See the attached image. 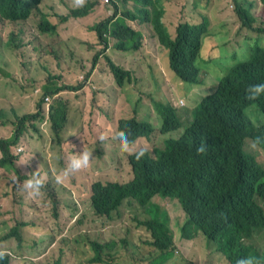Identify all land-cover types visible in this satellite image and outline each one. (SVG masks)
Wrapping results in <instances>:
<instances>
[{
    "label": "trees",
    "instance_id": "trees-1",
    "mask_svg": "<svg viewBox=\"0 0 264 264\" xmlns=\"http://www.w3.org/2000/svg\"><path fill=\"white\" fill-rule=\"evenodd\" d=\"M149 1L155 14L176 27L180 38L179 41L170 40L169 26L163 29L164 22H160L158 30L162 31L156 39L148 41V44L158 41L155 55L160 57V64L149 75H142L140 71L142 53L145 55L147 50L127 55L128 47L134 43L128 39L132 30L131 13L108 11L106 6H98L100 0H86L85 4L77 3L70 10L65 4L73 1H64L67 12L59 11L58 26L62 25L60 29L64 31L78 29L80 17L85 20L95 9L104 7L108 11L105 17L90 23L99 35L96 44L88 49L91 68L78 70L85 79H91L92 75L100 72L108 80L104 98L100 97L98 90L91 88L90 99L80 105L85 131L103 147L90 159L87 167L92 171L90 181L64 176L63 170L72 154L60 160L54 143L42 138L46 114L42 111L44 105L41 101H45L46 90L54 84L51 76L60 67L64 54L52 44L41 45L36 54L13 46L21 51V64L14 66L16 82L21 86L5 82L0 91L1 98L11 104L30 96L38 99L33 100L37 109L33 113L15 114L13 110L20 104H13L11 113L14 118L6 119L0 108V173L10 175L1 181L9 179L14 185L5 183L0 186V240L16 235L21 241L29 239L17 231L23 224L19 217L26 218L30 214L29 194L23 188V181L33 172H39L45 181L43 193L47 201H51L53 195V191L48 189V181L55 191L56 188L69 192L77 189L84 199L91 200L97 211L116 206L133 208L141 204L142 211L147 214L155 201L165 200L166 205L161 212L168 220L158 216L141 219L135 213H128L120 224L124 235L107 244L106 248H96L93 264H121L119 258L112 256V248L132 242L139 244L150 232L161 233L165 240L175 236L184 253L175 254L169 262L151 261L148 264H237L240 258H248L252 264H264V209L259 204V200L264 199V168L260 167L232 182L234 195L230 202L218 209L220 218L211 219L209 214L217 198L213 194L214 184L227 183L222 174L237 173L251 161L264 166V93L255 99H249L246 94L249 85L264 83V0H226L224 10L233 6L238 18L244 22L241 26H233L230 31L223 29L224 23L217 22L218 16L212 12V0H188L199 9L200 20L174 15L170 6L172 0ZM177 2L183 8L187 6L182 4L184 0ZM47 6L48 10L30 9L24 3L15 9V13L52 30L58 23V11L54 5ZM254 6L255 13L252 11ZM203 31L208 32L202 35ZM0 32V37L10 39L11 44L18 37L17 32L7 30L2 14ZM233 33L247 37L246 54L239 60L242 54L235 53L231 56L234 62L228 65L223 63L224 50L233 40ZM189 50L196 53V58ZM12 58L14 61L13 55ZM43 64L49 66L50 74L39 72ZM201 64L210 67L206 73L212 79H215L213 71L226 67L222 79L218 78L219 88L201 102L196 101V111L201 114L205 125L221 123L239 130L233 148L224 155L218 151L210 152L208 148L203 153L180 151L191 146L187 135L179 138L177 133L176 138H171L155 121L158 112L151 104L160 107L162 101L169 100L177 85L185 82L196 68L200 69ZM83 85V81L78 80L74 86L67 87L77 89ZM72 101L68 99L58 105V99L51 110L58 111ZM68 117L73 118L74 115L69 112ZM120 133L129 136L134 142L132 147L146 149L140 159L121 152L119 145L113 143V137ZM58 176L61 177L59 182ZM16 187L22 190L16 192ZM7 193L8 198L2 206ZM208 198L210 200L206 202ZM241 214H252L259 221L246 226L232 219ZM85 216L79 221L82 225ZM31 225H36L35 219ZM192 236L193 241L190 242ZM40 241V237L33 239V245L40 246ZM162 248L159 245L151 257L158 255ZM16 261L17 264L57 263L56 259L43 262L12 257L5 258L0 264H14ZM82 264L89 263L84 260Z\"/></svg>",
    "mask_w": 264,
    "mask_h": 264
},
{
    "label": "clouds",
    "instance_id": "clouds-1",
    "mask_svg": "<svg viewBox=\"0 0 264 264\" xmlns=\"http://www.w3.org/2000/svg\"><path fill=\"white\" fill-rule=\"evenodd\" d=\"M32 1L35 2V5H32ZM42 1L54 6L57 4L59 11L63 13L67 12L63 3L68 0H20V2L19 0H0V14L4 17L7 30L18 33V37L12 41V46H17L20 50L27 53L24 39L30 35H34L39 39L41 45L52 44L64 54L65 57L60 67L52 73L51 78L54 80H51V82L54 84L46 90L47 95L45 101L48 102V104L44 105L42 110L44 114H46L42 126V138L43 140L48 139L54 143V149L60 157V160H64L72 154L68 159L66 168L63 170L64 176L72 175L77 179L90 181L92 178V171L91 168H87L90 159L103 147L99 141L92 139L89 133L85 131L80 105L90 99L91 88L98 90L100 97L104 98L108 80L102 73L98 72L107 82L106 86L100 89L93 84L94 75H92L91 79H85L84 74H78V70H89L91 68L92 62L88 54V49L96 44L99 35L96 30L90 27V23H87L82 17H80L78 29L64 31L60 29L62 25H59L52 30H47L44 27H40L36 20H26L15 13V9L19 8L21 4L24 3L29 6L30 9L41 8L43 10L44 7L40 6ZM128 1L130 0H100L98 6L104 5L108 11H126L131 13V9L126 6ZM83 2L84 0H77L79 4H83ZM189 4L191 3H188L187 6ZM136 5L139 6V10L134 14L133 21L135 24H130L132 30L128 35V39L134 40V43L132 46L128 47L127 55L142 53L141 46L143 44V39L140 38V35L146 34L148 41L156 39L162 31L161 29L158 30L160 22H164L162 25L163 29L165 26H169L171 30L169 39L172 41H179L180 38L176 31V27L165 18L161 19L158 13L155 14L154 7L149 0H142L141 4ZM191 5L194 7L193 4ZM187 6L184 7V9H186ZM217 7L218 6L214 4L212 12L218 16L217 22L221 21L224 23V30L230 31L233 26H241L244 24V22L238 18L237 10H235L233 6L228 10H224V5L222 6L224 13H229L231 17L236 16L232 22H224L222 16L216 12ZM171 9L174 15L181 17L173 10L172 6ZM194 9L197 10L200 15L199 9L195 7ZM254 9H256L255 6L252 8V11ZM192 19L200 20L201 15L198 19ZM228 26L229 29H226ZM150 30H156L158 34H154ZM205 32L208 31H203L202 35ZM241 36L246 38L244 44L240 43ZM246 43L247 37L245 35H236L233 33V40L224 50L225 58L223 59V63L231 65L234 62L231 56L235 53L242 54L239 60L244 58L246 54ZM33 45L37 46L35 41H33ZM239 45L242 46L241 50H239ZM148 47H152V49H147L148 52L145 53V55L142 53L143 56L140 65L142 75L151 74L155 67L160 64V57L155 55V51L158 49V41L155 44H147L146 48ZM217 50L218 48L215 49V51ZM189 51L191 56L196 58V53L192 50ZM152 53L154 54L152 55ZM201 65L202 66H199L200 69L196 68L185 82L177 85L175 92L170 96L169 100L161 102L160 108L167 109L169 113L165 115L170 117L174 116L176 120H179L182 116L185 117L187 129L186 131L179 132V138L180 135H187V139L192 143L190 147L182 148L180 151L190 152L196 150L197 153H203L206 148H208L210 152L218 151L220 155H224L233 148L238 130L227 128L222 132L214 133L212 128L219 124H212L210 126L205 125L202 121L201 114L196 111V101L201 102L205 96L212 94L219 88L220 83L218 82V78L222 79L226 67H221L213 71L212 73L215 79H212L206 73V71H209L208 69H210V67L207 64ZM5 72V68L0 66V73L3 74ZM78 80L83 81L84 85L82 87L77 89L67 87L74 86ZM7 81L15 83L18 87L21 86L16 82L14 70ZM36 90L38 91L39 88ZM262 93H264V83L249 85L246 89V94L249 99H255ZM50 99L51 101H48ZM58 99H60L58 105L64 104L68 99H73L74 101L62 106L58 111L51 110L52 104ZM190 111L195 112L193 120L188 116ZM69 112L74 115L73 118L68 117ZM92 123L95 125L94 121ZM196 126L202 129L200 136L207 138L208 141L206 145L198 142L197 138L191 136ZM113 143L119 145L121 152L134 156L136 159H140L146 151L143 147L134 149L132 147L134 142L131 141L129 136L125 133L115 135L113 137ZM176 148L177 142L175 143V149ZM260 167L264 168L261 163L251 161L244 164L237 173L222 174V177L226 179L227 183L214 184L215 190L213 194H216L217 198L209 212L212 216L211 219H217L216 217L220 218L218 209L224 207L232 200L234 195L232 182L236 179L245 177L249 172ZM80 170H83V172L78 174L77 172ZM42 174L43 173H41V175ZM8 176L10 175L0 173V186L8 183L10 186L14 187L9 179L5 182L1 181V178ZM13 179L16 178L13 177ZM60 179L61 177L58 176L57 181L59 182ZM44 183L45 181L40 178L39 172H33L28 179L23 181V188L29 194L28 207L30 209V214L26 218L18 216L23 224L18 227L17 231L19 235L25 236L24 231L31 229L35 230V235L29 237L27 241H21L20 237L17 235L13 236L18 239V245L20 247L27 248L31 256L47 253L49 249L52 248L54 242L59 241L61 237L62 241L66 242L72 239L71 236H74L84 246L94 250L95 254L90 258L89 263L93 264L96 259V248H106L107 244L118 241L120 236L124 235V232L120 228V224L123 223L126 215L128 213L137 214L131 211L132 208L127 206H116L108 210L97 211L93 208L91 200L84 199L81 192L77 189H72L69 192L60 191L56 188L55 191L54 186L49 181L48 189L53 191V195L52 200L47 201L43 193ZM14 189L16 192L22 190L19 187ZM7 198L8 193L3 198L2 206ZM209 200L210 198H208L206 202H209ZM259 204L264 209V199H260ZM84 214L86 216L84 225H82L79 221ZM121 217L122 219L119 221ZM138 217L141 218L139 215ZM34 219L37 221L39 220L41 225L32 226L31 223ZM232 219L246 226H252L259 221L252 214H241ZM116 227L119 229L118 232L115 230ZM70 232L72 235L68 236ZM37 237L41 238L40 246L33 245V239ZM2 240H0V258L2 259L0 263H2L5 258L8 259L12 257L33 261L31 258L18 256L17 252L12 250L9 246L2 245ZM189 241H193V236ZM159 245H162V250L158 255L156 254L151 257L152 251L156 250ZM181 247L180 241L175 236L165 240L161 233L150 232L141 243L137 244L132 242L128 245L119 244L114 246L111 252L113 257H117L121 260V264H148L151 261H158L159 263L171 261L175 254L184 253ZM168 254L172 255L166 258ZM56 260L62 263L61 257H57ZM79 261L82 263L84 259L79 258ZM237 264H252V261L248 258H240Z\"/></svg>",
    "mask_w": 264,
    "mask_h": 264
},
{
    "label": "rangeland",
    "instance_id": "rangeland-1",
    "mask_svg": "<svg viewBox=\"0 0 264 264\" xmlns=\"http://www.w3.org/2000/svg\"><path fill=\"white\" fill-rule=\"evenodd\" d=\"M73 2H68L65 4V7L67 9L70 10V8L72 6H76L77 5V0H71ZM142 0H130L127 2L126 6L128 8L131 9V20L130 23L135 24L134 20V14L137 13V11L139 10V6H137L136 4H141ZM178 0H172L171 1V6L173 8V10L180 16L186 15L188 17H193L194 19H198L200 18V15L198 13L197 10L194 9V7L189 4L187 6L186 9H184L182 7V5H180L178 2ZM86 0H84L83 4H85ZM104 2V1H103ZM212 2L218 6L216 8V12L218 14H220L222 16V20L224 22H232V20H234L236 18V16H232L229 13H224L222 10V6L227 2L226 0H212ZM105 3V2H104ZM103 3V4H104ZM188 0H184V2H182V4L187 5ZM83 4H79L78 5H83ZM32 5H35V2L32 1ZM47 5H51L47 2L42 1L40 3V6L44 7L45 10H48V6ZM58 11V23L56 25V27L59 24V20H60V15H59V7L56 4L55 5ZM254 12H256V9L253 10ZM108 14V11L104 8V7H100L94 10V12H92L90 15L85 17V20L87 23H93L103 17H105ZM229 29V26L226 28ZM152 33L154 34H158V32L156 30H150ZM140 38L143 39V44L141 46V49L146 51L147 48V44H148V37L146 36V34L144 35H140ZM246 42V38L244 36L240 37V43L244 44ZM213 46L210 45V47L208 48L207 51H209V49ZM242 49V46L239 45V50ZM21 51L16 50L12 44H11V40L5 37H0V66H2L3 68H5L6 72L5 73H0V91L2 90V87L4 85L5 82H7L8 78L10 77L12 71L14 70V66L19 65L18 63H20L19 61V54ZM154 53H152L153 55ZM12 55L15 57L14 61L12 58ZM21 64V63H20ZM44 65V64H43ZM43 65L40 68L39 72H44L47 74H50V68L49 66L44 65L45 67L43 68ZM63 83V82H60ZM93 84L94 86H96L97 88H104L107 84L105 78L99 74V73H95L94 77H93ZM38 98H35L33 96H30L28 98H25L24 100H18L15 102H12L13 104H20V107L16 108L13 110V112L15 114L18 115H23L25 113H33L36 112L37 109L36 107L33 105V100H36ZM107 99V98H105ZM48 101H51L48 100ZM41 103L43 105H47L48 102L46 101H41ZM9 102H6L3 98H1V92H0V108H2V110L4 111V116L7 119L8 117L10 118H14V116L11 113V110L13 108V105ZM35 104V103H34ZM154 109L158 112L157 113V118H156V122L159 124L160 128L164 129L167 131V133L170 135L171 138H176L177 137V133L179 132H183L186 131L187 127L185 125V117L182 116L179 120H176L174 116H168L165 114H168L169 111L165 108H160L159 106H157L156 104H151ZM194 111H190L188 113V116L191 120L194 119ZM3 119V118H2ZM8 127L10 125H7ZM227 128H234L237 130V128L232 127L231 125H223V124H219L218 126L212 128L214 133H218V132H222ZM239 131V130H238ZM202 129L199 126H196L193 133L191 134V136L193 138H197L198 142L200 143H204L205 145L207 144V138H204L201 135ZM134 149H137V147H133ZM108 153L111 154V150L110 148H108ZM49 158H52V156H50ZM83 170L78 171L77 173H82ZM165 200L163 198L158 199V201L154 202V205L151 207L150 211L147 212V214H145L142 209H141V204H138L137 206L133 207L131 209V211L136 212L141 218H146L147 217H160L162 219L168 220V217L166 218V215L164 212H161V208H164L166 203L164 202ZM122 217L119 219V221H121ZM118 221V222H119ZM36 225H41L40 221L36 220ZM1 230V227H0ZM116 232H118V228H115ZM24 234L27 238L34 236L35 235V230H25ZM72 233H68V236H71ZM72 239L70 241H66L63 242L62 241V237L59 241L54 242V244L52 245V248L49 249V251L47 253L44 254H40V255H33L31 256L28 251L27 248H23L20 247L18 245V239L16 237H10L7 239H4L1 241L2 245H7L9 246L12 250H14L15 252H17L18 256L21 257H26V258H31L33 261H51L56 259L57 257H61L62 258V263L63 264H82L79 261V258H83L84 260H87L88 263H90V258L95 254L93 249H89L86 246H84L77 238H75L74 236H71ZM172 254H168L166 258H169ZM18 262L16 261L14 264H17ZM61 262L57 261L56 264H62Z\"/></svg>",
    "mask_w": 264,
    "mask_h": 264
},
{
    "label": "water",
    "instance_id": "water-1",
    "mask_svg": "<svg viewBox=\"0 0 264 264\" xmlns=\"http://www.w3.org/2000/svg\"><path fill=\"white\" fill-rule=\"evenodd\" d=\"M33 41L36 42L37 46L33 45ZM24 45H25V48L27 50V53H29V54H36L37 51L39 53L40 48H41V44H40L39 39L37 37H35L34 35H30L29 37H26L24 39Z\"/></svg>",
    "mask_w": 264,
    "mask_h": 264
}]
</instances>
